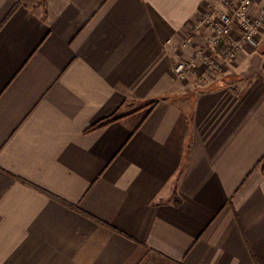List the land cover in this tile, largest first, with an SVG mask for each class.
<instances>
[{"label":"crops","instance_id":"obj_1","mask_svg":"<svg viewBox=\"0 0 264 264\" xmlns=\"http://www.w3.org/2000/svg\"><path fill=\"white\" fill-rule=\"evenodd\" d=\"M222 8L0 0V264H264V27L172 74Z\"/></svg>","mask_w":264,"mask_h":264},{"label":"built area","instance_id":"obj_2","mask_svg":"<svg viewBox=\"0 0 264 264\" xmlns=\"http://www.w3.org/2000/svg\"><path fill=\"white\" fill-rule=\"evenodd\" d=\"M220 3L223 8L216 13L204 11L193 27V34L186 37L185 43L190 44L203 31H210L204 45L174 65L172 74L176 77H189L201 64L217 70L224 62L233 59L243 46L256 47L255 37L264 27V0H220ZM234 28H238L236 38L232 36ZM225 46L221 57L210 51Z\"/></svg>","mask_w":264,"mask_h":264},{"label":"rangeland","instance_id":"obj_3","mask_svg":"<svg viewBox=\"0 0 264 264\" xmlns=\"http://www.w3.org/2000/svg\"><path fill=\"white\" fill-rule=\"evenodd\" d=\"M216 10H220V9H212L211 11H209V13L210 12H212V11H215V13L217 12ZM219 12V11H218ZM196 24V23H195ZM207 29V28H206ZM209 33H210V31L207 29V31L205 30V31H203L202 32V35H200V36H197L196 38H195V41L198 39V37L200 38L201 36H203L204 35V37H201V39L199 40V44L200 45H204V42H205V40H206V38L208 37V35H209ZM193 34V31H192V33H191V35ZM261 37V32L259 33V34H257V36L255 37V44H256V47L255 48H253V49H257L258 48V46H259V43H260V38ZM201 42V43H200ZM199 45V46H200ZM251 48H252V46H250ZM210 51H212L214 54H215V56H219V57H221V54H222V52L224 51V49L223 48H221V47H217V48H215V49H210ZM182 59H185V58H182ZM181 60V59H180ZM179 61V60H178ZM177 61V62H178ZM176 62V63H177ZM220 68H222V66L220 67ZM219 68V69H220ZM219 69H217V70H213V69H209L208 67H206L205 65H199L197 68H196V70L194 71V73H191V75H189V77L187 76V77H182V78H178V77H176L175 75H173L174 76V78L175 79H177L178 81H180V82H186V81H188V80H192V81H195V82H199V83H201V84H206V83H210V82H208L209 81V79L208 78H210L211 76H212V74L213 73H215V72H217V71H219ZM205 71H206V74H207V76H210V77H206V75H203V73H205ZM209 71V72H208ZM197 73H199L200 75H197ZM212 82V81H211Z\"/></svg>","mask_w":264,"mask_h":264},{"label":"trees","instance_id":"obj_4","mask_svg":"<svg viewBox=\"0 0 264 264\" xmlns=\"http://www.w3.org/2000/svg\"><path fill=\"white\" fill-rule=\"evenodd\" d=\"M121 117V115H117V114H113L109 117H106L98 122H96L95 124L91 125L89 128H87V130H95V129H99V128H102L116 120H118L119 118ZM262 172L264 174V166L262 168Z\"/></svg>","mask_w":264,"mask_h":264}]
</instances>
